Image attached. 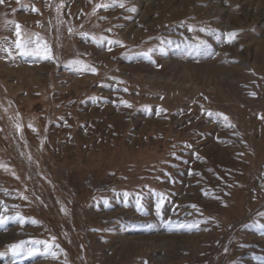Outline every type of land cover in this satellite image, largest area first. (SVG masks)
I'll return each mask as SVG.
<instances>
[{"label":"rangeland","instance_id":"1","mask_svg":"<svg viewBox=\"0 0 264 264\" xmlns=\"http://www.w3.org/2000/svg\"><path fill=\"white\" fill-rule=\"evenodd\" d=\"M170 1L0 4V214L25 218L0 224V264H264V0ZM7 21L55 59L17 55Z\"/></svg>","mask_w":264,"mask_h":264},{"label":"snow or ice","instance_id":"2","mask_svg":"<svg viewBox=\"0 0 264 264\" xmlns=\"http://www.w3.org/2000/svg\"><path fill=\"white\" fill-rule=\"evenodd\" d=\"M17 2H19V0H17ZM4 3H5V0H0V4H4ZM114 6H119L120 8L123 9L125 7L124 0H110V2H108V3L97 4L95 6V8H93L92 14H95V12L98 9H101V8L108 9V8H111ZM62 7H63V4L61 3V5H59L57 7V11L59 12ZM31 10L33 12L39 11V9H37L35 6H32ZM129 11L135 12L136 9H135V7H132V8H129ZM6 23H12L15 25L14 35L16 38L13 41V44H14V48L16 50L17 55H19L21 57H35L37 59H42V60H46V61L55 59L53 52H52L51 45L41 36L40 33L22 31L21 25L15 21H7ZM68 31L72 32V29L69 28ZM109 31H111V29H109ZM188 31L192 32V31H194V28L191 25H189ZM199 31L205 32V31H210V30L206 29V28H200ZM80 35L84 38H87L89 34L88 33H81ZM224 35H225L226 42L231 43L232 40L235 39L237 33L236 32H230V33H226ZM91 39H92L93 43H95L98 46L101 45L105 40H107L108 45L119 44V45L123 46L122 41L108 39L104 36H100L99 38H97L95 35H93L91 37ZM165 43H171V41L170 40L164 41L163 39H161V45H163ZM201 45H207V41L199 40L197 47H199ZM109 50H111V48H109ZM157 50H159L161 54H163L165 52V48L163 46H160L159 49L149 48L146 52L142 53V55L146 59L150 60L152 63H155V61L152 60V53H154ZM0 51L7 52L9 56L13 55L12 49L10 47L0 46ZM69 63H71L73 65H83L84 70L91 71L92 73L97 72V69L95 67H91V66L85 64L84 61H82V60H73V61H70ZM76 70L79 71L81 69L77 68ZM113 79H116V78L113 77ZM124 91H128V89L125 88ZM250 95L255 96L256 93L253 92V93H250ZM161 99H163V97H161ZM120 103L125 105L128 108L132 107V104L130 102H128L127 100H121ZM166 111H167L166 109L160 108V109H158L157 114H159V112H166ZM209 115H213V113L209 112ZM215 115H217L219 118H221L226 124H228V126L234 127V125H231L229 117L226 114L216 113ZM261 118L264 119V116H262ZM29 127L31 128L32 125L29 124ZM16 128H17V130H21L22 126L20 124H17ZM33 130L35 131V129H33ZM186 146L189 148L191 147V145H186ZM173 155H175V153H173ZM196 155H197V158L199 159L198 154H196ZM3 167H5V165L0 164V168H3ZM166 175H168V174H166ZM130 195L131 194L127 191L122 193L123 200L125 203H127ZM157 196L159 197V199H158V202L156 203L155 207H156L157 215H160L161 209H162L163 204L165 203L166 197L163 193H157ZM21 197L23 199H27V197L23 196V194H21ZM217 199H219V198L217 197ZM135 203H136L137 210L142 209L143 204H142L141 194L137 193L135 195ZM105 204H107V201H105ZM190 207L196 208L197 206L196 205H190ZM61 211H66V210L62 208ZM208 219H214V218H208ZM8 220H17L21 224L25 223V218L19 212H17L15 214V216H7V215L0 214V224H5ZM31 222L37 223V221L35 219H33ZM203 222L207 223V220H205ZM199 224H200V221H196V222H193L192 224H181V225H179V227L180 228H187L188 230H191L193 228H198ZM245 226H247V225H245ZM257 226L262 230V234H264V224H258ZM51 239L54 242L56 240V237L53 236ZM25 243L26 242H24V241H20L19 243L10 244L8 251H11L12 253L15 254V253L22 250ZM32 244L34 246L28 250L29 255L37 254L40 251L39 247H37V246L44 245L43 251L45 254H51L54 258L57 256V253L55 251H51V249L49 247V241L37 240V241H33ZM53 246L56 248H59L58 244H54ZM61 251H62V249H61ZM225 251H227V249H225ZM3 255H6V252H0V256H3ZM261 259L264 260V258H261Z\"/></svg>","mask_w":264,"mask_h":264},{"label":"bare ground","instance_id":"3","mask_svg":"<svg viewBox=\"0 0 264 264\" xmlns=\"http://www.w3.org/2000/svg\"><path fill=\"white\" fill-rule=\"evenodd\" d=\"M171 1H172V3H173V0H171ZM171 1H170V2H171ZM192 1H193V3H194V2L197 3V2L202 1V0H192ZM192 1H191V0H183L182 3H184L185 6H186V5H188V4H191L190 2H192ZM204 1H205V0H204ZM168 2H169V1H168ZM204 3H205V2H204ZM173 4H174V3H173ZM184 4H183V5H184ZM199 4H200V3H199ZM201 4H202V3H201ZM209 4H210V3H209ZM193 5H194V4H193ZM191 6H192V5H191ZM195 8H196V7H195ZM177 10H179V9H177ZM182 10H183V9H182ZM193 11H194V10H193ZM177 12H178V11H177ZM182 12H183V11H182ZM196 12H197V11H196ZM148 14H149V13H148ZM151 14H152V13H151ZM176 14H177V13H176ZM179 14H180V12H179ZM191 14H193V13H191ZM142 20H144V19H142Z\"/></svg>","mask_w":264,"mask_h":264}]
</instances>
